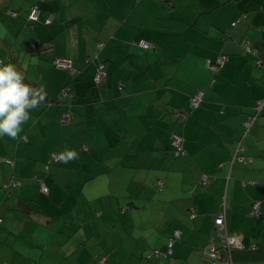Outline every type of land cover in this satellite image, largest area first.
I'll return each instance as SVG.
<instances>
[{"label":"crops","instance_id":"crops-1","mask_svg":"<svg viewBox=\"0 0 264 264\" xmlns=\"http://www.w3.org/2000/svg\"><path fill=\"white\" fill-rule=\"evenodd\" d=\"M0 62L51 99L0 137V264H222L206 253L223 207L233 264H264V0H0Z\"/></svg>","mask_w":264,"mask_h":264},{"label":"built area","instance_id":"built-area-1","mask_svg":"<svg viewBox=\"0 0 264 264\" xmlns=\"http://www.w3.org/2000/svg\"><path fill=\"white\" fill-rule=\"evenodd\" d=\"M39 8L37 6H34L31 9V12L29 14V19L33 20V21H37L39 18ZM53 21V15H51L49 17V19L47 20L48 23H52ZM138 45L143 48L144 50H149L150 48L153 47V44L141 39L138 42ZM40 46H42V42L41 41H35L32 44V49H38ZM103 47L102 43H99V48L101 49ZM246 53H252V49L249 45H247L245 47ZM230 62V56L229 55H220L218 56L216 59H209L207 60V67L211 70V72L214 75H217L220 70L225 67V65H227ZM53 67L59 71H68L71 75L75 76L76 75V69L74 68L73 65V61L71 59H60V58H55L53 60ZM258 66H262V62L258 61L257 62ZM104 64H99L98 68H97V75L94 78V82L97 85H102L108 75L107 73L104 71ZM64 95L67 97L71 96V89L70 88H66L64 90ZM203 102V93L202 92H198L192 99H191V107L193 109H197L201 106ZM183 115V114H181ZM181 115H179L181 117ZM72 114L69 113H65L62 116L61 122L63 124H68L70 119H71ZM184 116V115H183ZM171 146L173 148V152L177 155L180 154H184V139L181 135L179 134H173L172 136V141H171ZM241 149V148H240ZM54 161H59L58 156L55 155L54 156ZM47 170H49V167H47ZM210 182V180L208 178H205L203 180V184L204 185H208ZM20 182H14L13 183V187H19L20 186ZM162 182L159 183L160 186H162ZM254 185H256V183H253ZM12 187V188H13ZM6 188H10L8 185H6ZM11 188V189H12ZM41 191L44 194H48L49 189L46 185H42L41 187ZM251 215L253 217H259L260 216V205L258 203L254 204ZM215 224L217 227V230L220 234V243L217 245L216 243H213L210 247V252L206 253L207 257L209 260H211L212 262L215 261H220L222 264H233V258H232V251L235 249V247H240V240L238 238V236L236 234H233L232 232H230L226 226V215H225V208L223 207L221 209V212H219V214L217 215L216 219H215ZM181 237V231L177 230L174 232V236L172 239H170L169 243H168V247H169V254H171V249L173 247V244L175 242L176 239H180ZM154 255H161L160 251H154L151 255H148V257H152Z\"/></svg>","mask_w":264,"mask_h":264},{"label":"clouds","instance_id":"clouds-1","mask_svg":"<svg viewBox=\"0 0 264 264\" xmlns=\"http://www.w3.org/2000/svg\"><path fill=\"white\" fill-rule=\"evenodd\" d=\"M45 101L44 88L25 83L24 75L13 64L0 62V137L17 139L22 125L30 119L29 110L36 109ZM75 150L59 153L58 159L65 164L78 159Z\"/></svg>","mask_w":264,"mask_h":264},{"label":"trees","instance_id":"trees-1","mask_svg":"<svg viewBox=\"0 0 264 264\" xmlns=\"http://www.w3.org/2000/svg\"><path fill=\"white\" fill-rule=\"evenodd\" d=\"M34 6H36V5H34ZM33 6V7H34ZM32 7V8H33ZM38 7V6H37ZM31 8V9H32ZM30 12H31V10H30ZM30 14V13H29ZM102 62H99L98 63V65L99 64H101ZM103 64V63H102ZM98 65H97V67H98ZM105 66V65H104ZM75 68V67H74ZM76 69V68H75ZM104 71H105V67H104ZM76 75H77V70H76ZM75 75V76H76ZM24 80H25V83H27V84H30V85H32V86H34V87H40V85L39 84H37V83H33V82H30V81H28L26 78H24ZM67 88H70V87H67ZM71 89V88H70ZM65 90V89H64ZM64 90L62 91V92H60V94H59V96H58V99L56 98L55 100H54V102H56V101H59V97L61 96V98H66L67 96H65L64 95ZM44 93H45V101L43 102V103H45V102H50L51 101V99H49V96H48V94H47V91L44 89ZM70 97H73V94H72V89H71V96ZM71 113L72 114V111L71 110H69L68 112H66V113ZM72 117V116H71ZM176 241V240H175ZM174 244H175V242H174ZM174 244H173V247H174ZM173 247H172V249H171V253H172V251H173ZM167 251L169 252V247L167 246Z\"/></svg>","mask_w":264,"mask_h":264}]
</instances>
